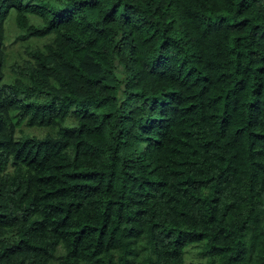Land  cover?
<instances>
[{
    "label": "trees",
    "instance_id": "16d2710c",
    "mask_svg": "<svg viewBox=\"0 0 264 264\" xmlns=\"http://www.w3.org/2000/svg\"><path fill=\"white\" fill-rule=\"evenodd\" d=\"M0 264H264V0H0Z\"/></svg>",
    "mask_w": 264,
    "mask_h": 264
},
{
    "label": "rangeland",
    "instance_id": "374dc122",
    "mask_svg": "<svg viewBox=\"0 0 264 264\" xmlns=\"http://www.w3.org/2000/svg\"><path fill=\"white\" fill-rule=\"evenodd\" d=\"M11 14H6L3 17V25H4V29H5V33H8V37H6V50L8 53V57H15L16 55H18V53L23 54V45L25 43H31L33 41L36 42H40L43 38L40 37H27V38H18L17 36L13 37V35L15 34V32L17 31V29L15 28L13 21H11ZM19 127H21V129L23 131H32L35 132L37 134L42 133L46 128L43 126L40 127H36V126H31V125H25L24 123L20 122L17 124ZM188 257H195L196 254L194 252V249L192 247H188V250L186 252Z\"/></svg>",
    "mask_w": 264,
    "mask_h": 264
}]
</instances>
